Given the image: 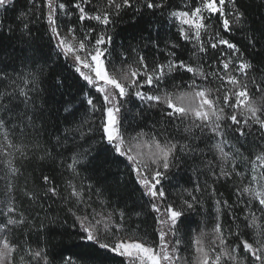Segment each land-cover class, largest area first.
<instances>
[{"label":"snow or ice","instance_id":"snow-or-ice-1","mask_svg":"<svg viewBox=\"0 0 264 264\" xmlns=\"http://www.w3.org/2000/svg\"><path fill=\"white\" fill-rule=\"evenodd\" d=\"M161 19L178 33L163 48ZM118 23L136 44L115 45ZM255 24L240 0H0V264H264V16ZM134 100L160 119L129 132ZM121 164L140 211L111 202ZM187 169L191 187L170 193ZM150 214L155 239L132 223Z\"/></svg>","mask_w":264,"mask_h":264},{"label":"trees","instance_id":"trees-1","mask_svg":"<svg viewBox=\"0 0 264 264\" xmlns=\"http://www.w3.org/2000/svg\"><path fill=\"white\" fill-rule=\"evenodd\" d=\"M25 3V0H19V4L22 6ZM183 3V0H172L173 7L179 6ZM241 6L244 8V10L247 12V15L249 17V21H255L256 24L254 26H259L260 17L264 16V8H262L261 0H240ZM11 13H9V17L11 18ZM146 19L156 20L157 17H146ZM35 28H40L41 32L36 33L37 36V43H45L48 40V35L43 32V26L42 22L37 23L33 25ZM160 31H159V39H160V46L161 48L164 47V42L168 40H178V34L174 30V25L167 23L165 20L161 19L160 25H159ZM116 35H115V45L118 47L122 43L127 46V44H136L138 42L139 37L137 36V40H133L132 36L136 32V30L129 27L128 23H118L114 29ZM42 35V39H40ZM153 35L155 36L156 33L153 32ZM145 36L147 34L145 33ZM229 39L244 44L246 41L243 40L242 34L240 32H236L233 35L228 36ZM9 44L8 40L4 41V45L7 46ZM15 47H21L23 45H20L18 42H13ZM11 51V49H9ZM145 54L148 56L149 60H151L153 57H159L161 60L164 59V54L162 52H159L155 48H149L145 49ZM182 58L187 59L188 53H180ZM259 59V58H257ZM63 74L65 76H71L72 72L70 67L65 66L63 69ZM185 79H187V76H185ZM145 108H138L133 109L132 112H129L126 117L125 121V127L128 129H139L141 127L148 128L150 125L159 120L160 117L158 115V112L156 110L150 111V112H143ZM138 112H143L144 118L142 119L140 116L137 115ZM122 159V158H121ZM117 169L113 168V172H116ZM119 172L122 181H126V186L122 184L121 189L119 191H116L115 194L111 197L112 204L118 205L121 208H124L126 211H140L141 205L145 204L147 199L145 197H142V192L139 190L138 186L134 183V177L129 174L128 168L125 167L124 164H121L119 167ZM87 175V173H85ZM192 176V172L190 169L179 171L176 175V177L173 180V185L175 186H168V191L170 193H175L179 191L180 189L184 187H191L189 183H187L189 177ZM166 183V182H165ZM167 184V183H166ZM221 191H225L226 198H229L230 200L234 197L231 196V190L230 186L229 188H220ZM146 212V208L144 209ZM152 216L154 214L146 215L144 217H141L140 220L133 219L132 223H138L141 221H146L141 224L142 228H145L148 230L149 234L152 235V238L155 239V235L152 234V227L154 225V221L152 219ZM197 222L201 220V217H193ZM212 221H209L208 224H211ZM79 251V250H78ZM66 254H72V253H66ZM119 259V258H115Z\"/></svg>","mask_w":264,"mask_h":264},{"label":"rangeland","instance_id":"rangeland-1","mask_svg":"<svg viewBox=\"0 0 264 264\" xmlns=\"http://www.w3.org/2000/svg\"><path fill=\"white\" fill-rule=\"evenodd\" d=\"M183 2H184V0H183ZM174 30H175V32L177 33V31H176V27H175V25H174ZM178 34V33H177ZM147 90V89H146ZM146 108V105H142L139 101H133L131 104H130V106H129V111L126 113V115L129 113V112H132L133 111V109H138V108ZM134 130H136V129H133V128H130V129H128V131L129 132H133ZM138 130V129H137ZM167 183V182H166ZM146 198V197H145ZM147 199V198H146ZM195 220V219H194ZM201 221V220H200ZM199 221V222H200ZM203 226V225H202ZM212 226V223L211 224H208V227L210 228ZM191 228L192 229H196V224H192L191 225Z\"/></svg>","mask_w":264,"mask_h":264}]
</instances>
